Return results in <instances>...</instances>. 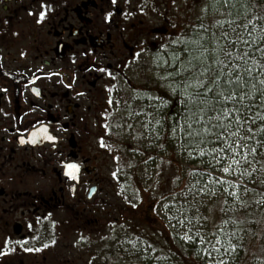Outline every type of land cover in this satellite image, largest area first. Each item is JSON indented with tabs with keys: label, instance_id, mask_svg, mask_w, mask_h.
Listing matches in <instances>:
<instances>
[{
	"label": "flooded vegetation",
	"instance_id": "1",
	"mask_svg": "<svg viewBox=\"0 0 264 264\" xmlns=\"http://www.w3.org/2000/svg\"><path fill=\"white\" fill-rule=\"evenodd\" d=\"M200 2L0 0V264H104L106 217L159 219L158 197L141 208L111 175L137 172L154 108L178 117L164 60Z\"/></svg>",
	"mask_w": 264,
	"mask_h": 264
},
{
	"label": "rangeland",
	"instance_id": "2",
	"mask_svg": "<svg viewBox=\"0 0 264 264\" xmlns=\"http://www.w3.org/2000/svg\"><path fill=\"white\" fill-rule=\"evenodd\" d=\"M214 1L215 4H218L217 0ZM247 4L254 9L251 12L247 11L246 15V19L251 20L255 25L251 39L258 43L259 38L264 37V32H261V29L264 28V3L261 0H247L245 5ZM209 5L210 0H201L198 15L200 17L206 16L205 22L203 24L197 22V27L193 26L186 30L182 43H171L169 46V52L166 54L167 59L164 60L167 75L172 71L173 66L179 67L175 64L173 56L179 53L183 59V48L196 49L197 52L207 48L209 51L206 53L209 54L214 49L218 51L225 47L228 41H235L236 36L232 32V28L236 27L237 31H240L239 25L235 26V24L238 21L240 24L241 19L238 16L235 17L233 10L230 11L227 9L228 7L217 5V7H212L213 16L211 17L213 19L211 21ZM260 7L261 9H259ZM240 10L242 11L241 6ZM226 21H233L234 23L230 25ZM259 24L261 26L257 29ZM251 27L252 25H249V29ZM223 33L228 34L227 39H220ZM241 34L245 39H249L246 31ZM202 37L203 40L200 42ZM192 41H198L199 44L191 43ZM243 49L248 51L250 48H245L242 43H238L233 54L240 53ZM158 60L160 61V58ZM251 64L252 61L250 60L249 65ZM151 71L150 68L149 72ZM157 77H159V84H161L162 79L160 76ZM170 89L172 88L170 87ZM160 114V109L154 108L150 127L143 126L144 137L135 142V145H131L134 159L139 160L137 172L128 173L118 168L117 171L113 172L116 175L113 176V173L111 175L112 181L136 194L138 202L143 204L141 208H145V204H149L153 198L158 197L157 209L160 217L155 222H142V217H137V220L135 217H129L124 221L112 222L108 221L111 219L110 217H106L104 264H114L116 261H121V264H195L196 256H192V253L187 251V245L198 248L197 258L201 259L203 264H218L221 259L226 264L245 263L243 262L245 256L234 258L233 255L235 250L246 253V250H243L245 247L243 240L246 241V238L244 239L245 232L240 233L243 240H238L234 249H227V254L221 246L220 237L222 232L228 229V237L233 245V218L245 219L246 217H242L245 211L251 212L254 208L255 204L253 203L242 204L240 202L243 197L250 201V198H247L250 196L249 193L242 194L240 187H247L250 191L260 184L263 185L261 182L262 173L258 170L259 165L250 164L249 166L241 161L239 166L232 165L230 172L224 173L223 167L231 164L230 157L236 155V153L229 152L225 145L222 146L225 148L224 152H220L221 147H218L210 153L214 155L213 166L217 171L191 164L193 157L189 152H186V149L178 155L166 152L162 155L159 154L158 151L163 149V139H166V132L163 131L164 125L157 123V121L161 122ZM226 118L228 117H224L222 121ZM140 131H142L141 128ZM226 137L228 143H232L234 140L240 141L242 138L238 135ZM121 147L120 156L117 155L115 158L119 165L125 164L121 160L129 159L127 149ZM236 147L239 152L249 153L241 143H237ZM191 169H199L201 173L207 175L204 177L206 182L202 188L199 186V182L194 181L198 175L191 174ZM245 171L248 174L242 175ZM246 179L252 180V183H248ZM218 181H222V183H218ZM257 190L259 189L257 188ZM231 192H236L237 196L229 195L228 193ZM144 212L146 209L142 211L140 216ZM128 230H132V234H129ZM262 232L263 229H261ZM185 236H189L191 239H185ZM217 239L220 240L219 245L216 244ZM261 241L259 245L256 243V247L253 246L256 250L255 256L258 258L262 254L264 238ZM121 242H123L122 245ZM208 244L206 256L202 258L200 256L201 247L207 248ZM214 245L215 247H213ZM178 246L183 247L179 258L177 257ZM119 250L122 252L126 250V252H117Z\"/></svg>",
	"mask_w": 264,
	"mask_h": 264
},
{
	"label": "snow or ice",
	"instance_id": "3",
	"mask_svg": "<svg viewBox=\"0 0 264 264\" xmlns=\"http://www.w3.org/2000/svg\"><path fill=\"white\" fill-rule=\"evenodd\" d=\"M112 3H116V0H112ZM217 3L221 6H228L229 8H235L237 4L244 7L247 0H217ZM42 7H44L42 5ZM40 17H43L44 12H40ZM239 15V12L237 13ZM230 25L233 21H226ZM249 25H252L249 29ZM240 31H237L236 27L232 28L233 34H235V41H228L225 47L217 50H212L207 56L206 52L209 50L204 48L202 51L197 52L196 49H189L185 47L182 49L184 58L181 59L179 53L174 54L173 60L179 67L173 66L169 76H172L176 82L170 85L173 93L177 94L180 99L181 109L177 114L179 119L184 121V125L179 123V120L174 122V126H170L172 132H176L177 128H182L186 136L191 138L190 143H196V138L201 137L203 134L212 133L216 140H219L221 144L225 145L229 152L236 153L230 157L231 164L223 167L224 173H229L232 165L239 166L241 161H244L249 166L251 164L248 161V154L239 152L236 145L241 143L243 147H248L243 144L245 139H255L252 127L247 128L246 136L241 138L240 141H232L228 143L225 133L228 135H239L241 128V121L243 124L256 125V120L259 119L261 124H264V114L259 112H253V106L264 107V79H259L257 83V76L264 75V62L255 59V53L259 52L261 57H264V37H260L258 43L251 39L255 31V25L251 20L246 19L245 16L241 17V23L239 24ZM243 31L247 32L249 39H245L241 34ZM264 32V28L261 29ZM228 34L223 33L220 39H227ZM182 43V41H176ZM191 43L199 44L198 41H192ZM242 43L245 48H251V51H241L235 56L233 51L236 44ZM253 44L255 46L253 47ZM138 55V54H137ZM223 59H220V56ZM252 64L249 65V61ZM99 71L104 72L105 69L100 68ZM254 71L256 75H254ZM111 75V73H109ZM255 93L259 96V104L253 98L247 105L244 101L251 97ZM231 104L232 107H228ZM233 113L238 115L229 121V124H233L236 128L235 133L228 132V125L221 123L224 117H232ZM249 113L250 115H244ZM215 114V115H213ZM215 121V123H213ZM159 123V121H157ZM199 125V128L194 127ZM213 129H219V131L213 132ZM262 136H264V127L259 129ZM203 142V141H201ZM102 146H103V142ZM258 144L264 146V140H258ZM199 148V144L196 145ZM220 152H224L225 148L221 147ZM255 148H250L249 152H255ZM203 154V152H201ZM215 158V157H214ZM68 169L67 175L70 178H75L74 172L78 166L73 163L66 165ZM248 174L246 171L242 175ZM116 174L113 173V176ZM222 183V181H218ZM248 191L247 187L243 189ZM201 191H203L201 189ZM231 196L236 197V192L228 193ZM237 199H239L237 197ZM244 204V201H240ZM259 203V202H258ZM185 239H191L189 236H185ZM20 244L23 241H17ZM216 244H220V240H216ZM215 247V245L213 246ZM229 249H234V245L229 242ZM25 251H32V249H25ZM227 254V249L225 250ZM218 264H226L221 259Z\"/></svg>",
	"mask_w": 264,
	"mask_h": 264
},
{
	"label": "trees",
	"instance_id": "4",
	"mask_svg": "<svg viewBox=\"0 0 264 264\" xmlns=\"http://www.w3.org/2000/svg\"><path fill=\"white\" fill-rule=\"evenodd\" d=\"M264 3V0H261ZM218 6L221 4H217ZM249 4L245 5L244 7H242V11L240 10V5L237 4V6L235 8H229L228 6H226L227 9H229L230 11L233 10V15L236 17L238 16L240 19L242 16H245V14L247 15V11L251 12L254 11V9L250 6H248ZM259 6H261L258 3ZM262 7V6H261ZM261 7L259 9H261ZM239 12V15H237V13ZM237 20V18H234ZM239 25V21L235 24V26ZM261 26V24H259L256 28L259 29ZM203 40V37L200 38V42ZM254 47V46H253ZM262 47H264V45H262ZM209 48V47H208ZM243 51H247L246 49H243ZM249 52L251 51V48L248 50ZM206 56L208 55V53L205 54ZM234 56L236 54H233ZM220 59H223V56L221 55L219 57ZM255 59L260 60L261 62H264V57H261L259 52L255 53ZM254 75H256V72L254 73ZM264 75H259L257 76V80L254 81V83H257V87L259 88V84H258V80L259 79H263ZM171 81L172 82H176V80L171 76ZM253 98L256 100L257 104H259V96H257L255 93H253V95L251 97H249L248 99H246L244 101V104L247 105L250 101L253 100ZM228 107H232L231 104L228 105ZM252 111L255 112H259L261 114H264V107H256L253 106ZM215 115V114H213ZM238 114L237 113H233L232 117H228L226 118L224 121H221V123L228 125V132L229 133H235L236 132V128L233 124H229V121L232 120L234 117H236ZM244 115H250L249 113H244ZM178 120V117L176 116L175 119H173V121L170 123V125L168 127H163V131L164 128L167 130L168 135H167V140H166V144L169 148H174L176 150H179V148L184 147V150L186 149V152H189L190 155L193 157V159H191V164L197 165V166H201V167H207L210 170H216L215 167L213 166V154H210L212 151L215 150V148L218 147H222L223 144L220 143L219 140H216L215 136L212 133H206L203 134L201 137H197L196 138V143H190V139L189 137L186 136L185 132L183 131L182 128H177L176 132H172L170 129V126H174V122ZM213 123H215V121H213ZM241 128L239 131V137H245L246 136V132H247V128L248 127H252L253 133L255 134V139H245L243 140V144H246L248 147L247 151L249 152L250 148H255L256 151L255 152H249V159L248 161L251 162V164L253 165H259L258 166V170L260 171V173H262L261 176V182L264 185V146H262L261 144H258L257 141L258 140H264V136L261 135L259 129L261 127H264V124H261L260 120L257 119L256 120V125L253 126L250 123L249 124H243V122L241 121ZM182 125V124H181ZM194 127L199 128V125H195ZM183 134H182V132ZM219 131V129H213V132ZM241 134V135H240ZM226 136L229 137V135L227 133H225ZM228 139V138H227ZM203 141V142H201ZM197 144H199V148H197ZM201 152H203V154H201ZM218 155H220V153H218ZM217 171V170H216ZM189 174V172H188ZM191 174H196L198 175L196 177V179L194 181L199 182V186H201V188L205 185V178L207 177L206 174H203L200 172L199 169H191ZM247 180V179H246ZM248 183H252V180L248 181ZM263 185H258V187L256 188H252L250 191L245 192L243 189V187H240V189L242 190V194L244 193H249L250 196H248L247 198H250V201H248L246 198L243 200L245 203L250 202L255 204L254 208H252V211L250 212L249 210L245 211V214L242 217H246L245 219H239L238 217H234L233 221H232V226L234 228L233 230V241H234V246L237 243L238 240L242 239V236H240V233H244L245 232V237L246 241L249 243H247L245 240V247H244V251L246 250V253H243V251H233L234 252V258H238V257H244L245 256V260L243 262V264H264V244H263V248L261 249L262 254L260 255V257H256V250L253 246L256 247V243H258L257 245H259L262 241L261 239L264 238V186ZM257 188L259 190H257ZM247 195V194H246ZM259 202V203H258ZM230 222V221H229ZM261 229H263V232L261 233ZM228 232L229 230L226 229L224 232H222V235L220 237V240L222 241L221 246L224 250V252L226 253V249H229V242L230 239L228 237ZM248 244V245H247ZM247 245V246H246ZM209 244L207 245V248H202L201 247V257L204 258L206 256V252L208 249ZM211 246V245H210ZM259 247V246H258ZM187 251L192 253V256H196L195 258V264H203L201 262V259H198V248L195 246H186ZM183 250L182 246H178V251H177V255H180V252ZM185 251V250H184ZM179 252V253H178ZM228 253V252H227ZM184 260V259H182ZM190 264V263H189Z\"/></svg>",
	"mask_w": 264,
	"mask_h": 264
}]
</instances>
